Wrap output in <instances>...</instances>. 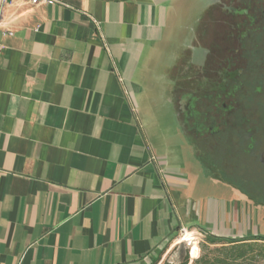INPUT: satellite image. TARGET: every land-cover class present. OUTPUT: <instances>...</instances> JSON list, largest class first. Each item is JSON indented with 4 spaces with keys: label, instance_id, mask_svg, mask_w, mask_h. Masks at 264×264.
I'll return each mask as SVG.
<instances>
[{
    "label": "crops",
    "instance_id": "crops-1",
    "mask_svg": "<svg viewBox=\"0 0 264 264\" xmlns=\"http://www.w3.org/2000/svg\"><path fill=\"white\" fill-rule=\"evenodd\" d=\"M175 3L0 0V264H142L196 227Z\"/></svg>",
    "mask_w": 264,
    "mask_h": 264
},
{
    "label": "rangeland",
    "instance_id": "rangeland-1",
    "mask_svg": "<svg viewBox=\"0 0 264 264\" xmlns=\"http://www.w3.org/2000/svg\"><path fill=\"white\" fill-rule=\"evenodd\" d=\"M218 2L219 0H176L177 21L174 20L172 23L178 37L175 45L170 44L168 46L169 57H172L175 46L182 50L183 57L189 54L196 58V61H203L204 49L203 46L198 45L197 39L200 22L204 15ZM249 2L250 0H222L221 6L223 9H217V12L211 15L210 20L212 22L209 23L208 21L205 24L207 32H210L205 37L206 43L214 41L213 38H215L217 43H222L220 48L223 51L225 50L224 52L230 51L232 53H234L235 49L242 47L233 57L232 67L234 73L235 71L239 72L242 68H245L247 73L245 70L239 76H236V73V78L230 77V80L227 81L228 85L225 87L226 91H228L230 87L234 89V87L239 86L238 92L233 94V97L224 96L225 88L221 84H224L226 75L222 74L223 71H218L223 68V63L220 60L224 59H221V56L218 55L219 60L210 58L205 72L196 71V87L199 86L196 95L202 98V116L211 111V102L219 100L221 103L228 104L230 103L229 101L236 103V110L230 116L233 128L229 129L228 132V134H232L233 139L229 143L230 146L226 145L225 139L222 140L221 145L223 146L219 148L226 155L227 153L224 149H228V147L231 149V154L225 156V165L227 164L226 167L228 169L226 174L234 178L233 180L238 183L227 178L225 173L219 172L215 167L207 166L204 156L197 155V151L192 145L193 142H191L190 137L185 132L180 130L179 134H175V131L170 129V127H163L165 129L163 135L166 136L169 151L179 156L183 171L190 178L193 177L196 180V198L191 200L186 198L185 200L186 210L188 209L190 213L194 211L196 214V227L181 229L165 248L156 252L149 259L150 261L163 251L159 264H178L186 251H188L191 263L202 255L200 246L206 244L207 236L225 240L264 238V171L259 172L261 175L258 172H253L250 175L248 172V175H250L249 179H252L253 182L254 180L259 181L245 183L244 187H240V184H243L241 180L248 177L243 163L244 157L242 156L243 154L241 155V138L245 133V126L242 125L244 119L249 118L251 123L249 127H256L260 119L264 118V69H260V75L253 71L256 67H261L260 64L257 65L260 63L259 60L261 58L256 60L254 57L247 64L242 60L244 38L241 37L238 41L231 39L229 44L227 40L219 41L218 38V36H223V39H225L227 36H232V33L234 35L238 33L237 35L240 36L239 31L246 30L244 29L245 23L259 18L257 12L247 13L239 10L241 5ZM236 28L239 30H236ZM249 30L252 29L249 27ZM258 33L250 35L249 39L256 40L263 35ZM228 47L231 49L229 50ZM166 63L171 65L172 60H167ZM178 66L181 73L188 76H185L184 80L178 79L177 84H183V88L192 91L195 83L192 78L193 69H189L185 61H180ZM259 87L261 88L260 92L258 91ZM184 94L187 96L188 92ZM169 97V100H172L171 96ZM178 97H181V94ZM177 136L178 140H176ZM225 157L221 156L222 159ZM210 210L211 213L209 214ZM186 236H190L188 241H184ZM195 244L199 252L198 256L193 258L191 250ZM259 244L263 243L259 242ZM256 264H264V259L256 262Z\"/></svg>",
    "mask_w": 264,
    "mask_h": 264
},
{
    "label": "flooded vegetation",
    "instance_id": "flooded-vegetation-1",
    "mask_svg": "<svg viewBox=\"0 0 264 264\" xmlns=\"http://www.w3.org/2000/svg\"><path fill=\"white\" fill-rule=\"evenodd\" d=\"M221 2L222 0H219V2L204 15L202 21L200 22V29L197 34V39L198 45L203 46L204 49L205 55L203 61L198 62L196 61V58L192 57V55L189 54L185 55L181 60L187 63V67L189 69H193L194 74L192 78L195 81L193 90H186L182 87L183 84H177V81H179L178 79L184 80V78H186L185 76H188L184 75V73H181L178 63L176 69L173 71V79L171 81V84L173 85L171 98L176 107V115L179 119V128L181 132H185L190 137L191 142H193L192 145L197 151V155L201 157L204 156L207 166L215 167L219 172H222L223 174L225 173L227 178L233 180L234 178H231V176H228L226 174L228 173V169L226 167L227 164L225 165V156L231 154V149L229 147L228 149H224L227 153L226 155L224 151H222L219 147L223 146L221 145L222 140L225 139V142H227L226 145L230 146L229 143L233 139V136H231L232 134H228V132L229 129L231 130L233 128L230 116L236 110V103H232L231 101H229L230 103L228 104L223 102L221 103L219 102V100L211 102V111L202 116V98L196 95V93H198L199 87H196V71L205 72L207 63L209 62L210 58L218 59L219 55L221 56V59H224L220 60L223 63V68L221 70H218L221 72L223 71L222 74L226 75L224 84H221V86L224 88L226 87V85H228L227 81L230 80V77L234 79L236 78V76L241 75L240 73L244 70L245 72L247 71L245 68H242L239 70V72L235 71L234 73L232 67L233 57H235V54L238 53L242 49V47H240V49H235L234 53H232L230 51L224 52L225 50L223 51L222 48H220V45L222 43H217V41H215V38H213L214 41L206 43L205 37H207V34H209L210 32H207L205 24L208 23V21L209 23L212 22L210 20L211 15L213 13L215 14L217 12V9H223V7L221 6ZM239 10L246 11L247 13L257 12L259 14V18L257 20L254 19L248 23H245L244 29L246 30L239 31L240 36L237 35L238 33H236V35L232 33V36H227L225 39H223V36H218V38L219 41L227 40L228 44L231 39L238 41L239 38H244L245 42H243L244 51L242 60L247 64L254 57L256 60L261 58L259 60L260 63L257 64H260L261 67H256V69L253 70L255 73H259L260 75V69H264V0H250L248 4L241 5V9L239 8ZM245 26L247 27L245 28ZM249 27L252 30H249ZM236 30L239 29L236 28ZM257 32H259L258 34L263 35L259 36V38H257L256 40H250V35ZM225 43L224 45H226ZM208 44H210V46H208ZM230 49L231 48H229V50ZM238 87L239 86H236L234 87V89L230 87L228 91H226L225 88L224 96L233 97V94L238 92ZM258 91H261L260 87ZM185 92H188L187 96H185ZM189 92L191 93L189 94ZM177 94H181V97H178ZM182 94H184V96H182ZM262 121H264V118L260 119V122L257 125L258 127L256 126L251 128L249 127V125L251 124L249 118H245L243 121L242 126H245V133L241 138V155L243 154L242 156L244 157L243 163L248 177L241 180L243 184L241 183L240 187H244L245 183L253 182L252 179H249L251 173L258 172V174L261 175V173L259 172L264 171V122ZM221 156L225 158L222 159ZM248 172L250 173V175H248ZM258 181L259 180H254V182Z\"/></svg>",
    "mask_w": 264,
    "mask_h": 264
},
{
    "label": "trees",
    "instance_id": "trees-1",
    "mask_svg": "<svg viewBox=\"0 0 264 264\" xmlns=\"http://www.w3.org/2000/svg\"><path fill=\"white\" fill-rule=\"evenodd\" d=\"M259 242L263 244L260 245ZM200 247L202 255L198 259L190 263L186 251L178 264H256L264 259V238L225 240L207 236L206 244ZM163 253L162 251L159 256L142 264H159Z\"/></svg>",
    "mask_w": 264,
    "mask_h": 264
},
{
    "label": "built area",
    "instance_id": "built-area-1",
    "mask_svg": "<svg viewBox=\"0 0 264 264\" xmlns=\"http://www.w3.org/2000/svg\"><path fill=\"white\" fill-rule=\"evenodd\" d=\"M3 1L5 2L6 0H3ZM29 2L32 5H40V4L53 5L54 3H56V0H29Z\"/></svg>",
    "mask_w": 264,
    "mask_h": 264
},
{
    "label": "bare ground",
    "instance_id": "bare-ground-1",
    "mask_svg": "<svg viewBox=\"0 0 264 264\" xmlns=\"http://www.w3.org/2000/svg\"><path fill=\"white\" fill-rule=\"evenodd\" d=\"M189 237H190V236H186V238L184 239V241H188V240H189ZM198 252H199V249H198V247H197L196 244H195V246H193V248H192V250H191V256H192L193 258L197 257V256H198Z\"/></svg>",
    "mask_w": 264,
    "mask_h": 264
}]
</instances>
